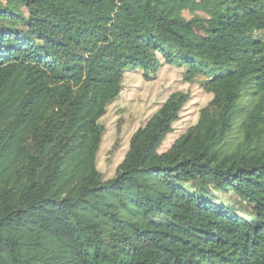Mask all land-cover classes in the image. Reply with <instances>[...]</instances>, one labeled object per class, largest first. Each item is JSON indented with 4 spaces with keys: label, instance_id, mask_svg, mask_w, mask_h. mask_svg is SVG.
Here are the masks:
<instances>
[{
    "label": "trees",
    "instance_id": "trees-1",
    "mask_svg": "<svg viewBox=\"0 0 264 264\" xmlns=\"http://www.w3.org/2000/svg\"><path fill=\"white\" fill-rule=\"evenodd\" d=\"M164 65L211 100L159 153L171 94L105 180L100 120ZM0 264H264V0H0Z\"/></svg>",
    "mask_w": 264,
    "mask_h": 264
},
{
    "label": "rangeland",
    "instance_id": "rangeland-1",
    "mask_svg": "<svg viewBox=\"0 0 264 264\" xmlns=\"http://www.w3.org/2000/svg\"><path fill=\"white\" fill-rule=\"evenodd\" d=\"M4 6L9 5L4 3ZM197 15L201 16L199 12ZM185 17L189 21L194 20V16L188 13ZM203 19L201 23L195 25V31L200 35L206 34V18ZM184 74V68L176 69L164 65L148 80L141 72L127 73L124 76L123 91L100 120L105 133L97 157V170L105 180L114 177L115 170L128 149L131 135L145 124L171 94L187 93L190 99L174 124L173 132L163 142L159 153L167 151L181 135L195 125L200 109L208 104L211 95L204 90L202 77L196 78L193 82H186Z\"/></svg>",
    "mask_w": 264,
    "mask_h": 264
}]
</instances>
